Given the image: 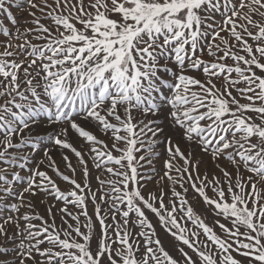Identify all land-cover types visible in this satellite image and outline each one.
<instances>
[{
	"label": "snow or ice",
	"instance_id": "snow-or-ice-1",
	"mask_svg": "<svg viewBox=\"0 0 264 264\" xmlns=\"http://www.w3.org/2000/svg\"><path fill=\"white\" fill-rule=\"evenodd\" d=\"M0 264H264V0H0Z\"/></svg>",
	"mask_w": 264,
	"mask_h": 264
}]
</instances>
